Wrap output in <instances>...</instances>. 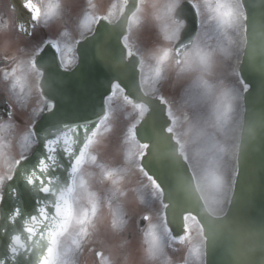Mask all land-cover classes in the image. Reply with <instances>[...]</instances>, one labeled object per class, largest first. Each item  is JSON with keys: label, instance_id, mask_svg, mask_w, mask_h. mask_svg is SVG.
I'll use <instances>...</instances> for the list:
<instances>
[{"label": "snow or ice", "instance_id": "obj_1", "mask_svg": "<svg viewBox=\"0 0 264 264\" xmlns=\"http://www.w3.org/2000/svg\"><path fill=\"white\" fill-rule=\"evenodd\" d=\"M246 8L10 0L0 9V264H127L131 235L112 241L130 223L140 264H174L168 252L178 246L183 264H203L228 199L238 100L249 91L239 70L229 79L217 68L241 47L264 59V26L257 32ZM102 34L116 37L120 67L92 115H80L48 80L76 67L74 53Z\"/></svg>", "mask_w": 264, "mask_h": 264}, {"label": "water", "instance_id": "obj_2", "mask_svg": "<svg viewBox=\"0 0 264 264\" xmlns=\"http://www.w3.org/2000/svg\"><path fill=\"white\" fill-rule=\"evenodd\" d=\"M249 23L259 32L264 26V0H245ZM76 67L63 75L53 72L47 88L64 95L67 110L92 115L109 80L119 69V44L115 36L100 35L79 49ZM239 70L249 85L237 156L233 195L223 219L210 225L205 264H264V59H248L244 50ZM63 71V70H62ZM253 127L252 134L248 129ZM175 198H186L173 179Z\"/></svg>", "mask_w": 264, "mask_h": 264}, {"label": "flooded vegetation", "instance_id": "obj_3", "mask_svg": "<svg viewBox=\"0 0 264 264\" xmlns=\"http://www.w3.org/2000/svg\"><path fill=\"white\" fill-rule=\"evenodd\" d=\"M107 3H108V0H99L98 1V5L100 7H103ZM8 4H9V0H0V9L7 11V5ZM6 19H13L14 20L13 14L9 13L8 17H6ZM4 51H5V49H4L3 45L0 44V55H2L4 53ZM2 95H3L2 85H0V97H2ZM33 104H34V101H33ZM239 106H240V109H242V107H243V100L242 99L239 100ZM5 110H6V106L3 103V99L0 98V114H3ZM132 206H133V208H136L137 205L135 202H133ZM129 235H131V237H132L133 244L129 247L130 256H129L127 264H140L141 258L136 254V251H135V244L138 241V236L136 234V229H135L134 224L130 223L129 227H128V231H126L124 233V237L117 238V239L113 240L112 243L113 244L124 243L125 238L129 237ZM182 251H183V246H179L177 248L170 249L168 252V255L174 261V257H177L178 259L182 258V254H181ZM185 252L187 253L186 249H185ZM180 264H183V260Z\"/></svg>", "mask_w": 264, "mask_h": 264}, {"label": "rangeland", "instance_id": "obj_4", "mask_svg": "<svg viewBox=\"0 0 264 264\" xmlns=\"http://www.w3.org/2000/svg\"><path fill=\"white\" fill-rule=\"evenodd\" d=\"M98 1L99 0H97V2ZM241 51H242V47L239 48L238 50H236L234 55L232 56L231 60L228 62L227 65H225L223 62H221L218 65L217 73L219 74L220 72H224L225 74L228 75L229 79H232L231 72H232V69H237V64H238V61H239V58H240ZM242 93L243 92H241V95H242ZM241 95H240L239 100H241ZM239 100H238V104H239ZM239 127H240V124H239ZM239 127L237 128L236 132L233 134V138H232V141H231L233 144H235L237 146H238V143H239ZM233 151H237V150L234 149ZM236 155H231V154L229 155L228 163H227V167H226V175L229 177L228 196H229L230 191L232 190L233 182H234V176H235V173H236ZM227 200L228 199H226L225 202L222 205L223 212L225 210V205L227 203ZM131 207L133 208L132 205H131ZM193 238H194V242H195V240H196L195 232H193ZM181 254H182V258L187 257V253L185 252L184 246H183V251L181 252ZM202 260H203V257H202Z\"/></svg>", "mask_w": 264, "mask_h": 264}]
</instances>
